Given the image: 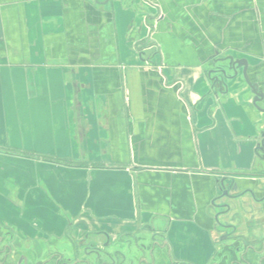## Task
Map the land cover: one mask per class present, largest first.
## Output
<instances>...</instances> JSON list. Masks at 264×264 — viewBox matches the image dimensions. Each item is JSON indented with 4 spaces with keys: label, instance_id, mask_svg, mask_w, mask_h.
Instances as JSON below:
<instances>
[{
    "label": "crops",
    "instance_id": "1",
    "mask_svg": "<svg viewBox=\"0 0 264 264\" xmlns=\"http://www.w3.org/2000/svg\"><path fill=\"white\" fill-rule=\"evenodd\" d=\"M227 57L264 93V0H0V235L30 264L96 260L68 241L110 242V262L154 233L157 258L210 264L228 205L220 223L257 243L264 114L242 71L211 91Z\"/></svg>",
    "mask_w": 264,
    "mask_h": 264
},
{
    "label": "flooded vegetation",
    "instance_id": "2",
    "mask_svg": "<svg viewBox=\"0 0 264 264\" xmlns=\"http://www.w3.org/2000/svg\"><path fill=\"white\" fill-rule=\"evenodd\" d=\"M237 229L235 228H229L227 229V231L225 232L224 235H227V239L226 240H220L219 243L224 244L222 247V252H220L219 255H217V257L215 258V262H214V258L212 259V261L210 262V264H236V262L238 261V258L236 257L237 253H243L246 252V250L251 246L250 244L252 243H247V241L245 240V237L243 234L241 233H237ZM0 241L2 240V242L0 243V253H2V255L0 256V264H18L19 261L21 260V256L24 257L25 255L23 254V252L21 251V244L19 242H17L13 236H7V235H0ZM140 235H135L133 237L130 238V240L127 241H119L117 243V247L115 248L116 250L113 251V259L110 262L108 257H110L109 255L111 254L110 249V245L112 243H108V245L104 246V245H97L95 243L91 244L89 246V248H87V252L85 253V255H88V252L91 253L92 255L95 254L97 255V258L95 261L92 262V264H136L137 261H140V258H136V260L134 259H127L126 257L120 256L123 255L122 253H120V247L123 246V243H130L132 242V248H136L139 250H149V255H150V260H151V264H158L157 259H161V262L159 264H189L187 262H180L177 261L175 263H173L172 259L170 258L169 254H165L164 256H161L160 258H157L154 255V252L156 251L153 248V243L151 242L152 238L156 239L157 236V243H159V246L162 249H159L158 251H162L164 250V245L163 242H161V240L163 241L162 233H160L158 235V233H154V234H150L149 239L147 240V243H149V246H147L146 249H143V247L141 246H145L146 244H144V239L139 237ZM224 237V236H223ZM146 240V239H145ZM6 241L11 242V244H5ZM18 244V245H17ZM20 244V246H19ZM261 244V243H260ZM83 245H85V242L83 243ZM19 246V247H17ZM126 246V245H125ZM129 246V245H127ZM89 250V251H88ZM133 250V249H132ZM15 254V258L16 260H12L11 259V255ZM27 257V256H25ZM264 256H261V258H263ZM259 258L258 263L261 261ZM28 259V263L30 264V259L27 257ZM72 260L74 259H63V258H58L57 261H55L54 264H76V263H72ZM79 260V259H76ZM80 263L77 264H87V259H81L79 260ZM239 262V261H238ZM257 263V264H258ZM22 264H24V261L22 262ZM90 264V263H88ZM150 264V263H147ZM262 264H264V260L262 261Z\"/></svg>",
    "mask_w": 264,
    "mask_h": 264
},
{
    "label": "water",
    "instance_id": "3",
    "mask_svg": "<svg viewBox=\"0 0 264 264\" xmlns=\"http://www.w3.org/2000/svg\"><path fill=\"white\" fill-rule=\"evenodd\" d=\"M242 71V76L245 79L246 83L249 85V87L252 90V93L254 95V106L264 114V93L259 90V86L257 84H254L250 81L248 76V63L246 60H237L233 57H227L215 60L212 63V66L210 69L206 71V77L210 84V89L212 92L215 93H229L230 90V84L233 83L235 80H237L240 77V72ZM217 94H215V97ZM257 153H261L264 156V128L260 135V142L257 147ZM236 189V186L233 184L227 191H224L222 198H232L237 199L238 196H232L230 194L231 189ZM239 199V198H238ZM216 208L222 210L219 215H217L216 219L218 221L219 227L222 229H229V226H225L219 221V217L226 214L228 212L229 206L228 205H216ZM222 240L227 239V235H223ZM245 237V236H244ZM245 240L247 243H251L246 237ZM2 240L0 241V243ZM151 242L153 243V248L155 250L162 249L159 246V243H157V236L156 239L152 238ZM261 243V244H260ZM132 242L130 243H123V246L120 247V253L124 254L125 249L129 250V252H132ZM126 245V246H125ZM129 245V246H127ZM251 246L246 250V252L243 253H237L236 257L238 258V261L236 264H257L259 258L261 256H264V233L262 234V238L257 243L250 244ZM143 249L147 248V245L141 246ZM2 253H0V256ZM12 260H16L15 254L13 253L11 255ZM137 261V259H134ZM261 261L258 264H262V261L264 260V257L260 259ZM24 261V264L28 263L27 257H22L18 264H22Z\"/></svg>",
    "mask_w": 264,
    "mask_h": 264
},
{
    "label": "rangeland",
    "instance_id": "4",
    "mask_svg": "<svg viewBox=\"0 0 264 264\" xmlns=\"http://www.w3.org/2000/svg\"><path fill=\"white\" fill-rule=\"evenodd\" d=\"M5 244H11V242L6 241ZM93 244L92 242H86L85 245L83 243H72L71 241H68L66 243V247L68 248V253L74 255L75 257H84L85 253L87 252V248ZM18 245V244H17ZM88 245V246H86ZM20 246V244H19ZM17 246V247H19ZM68 246V247H67Z\"/></svg>",
    "mask_w": 264,
    "mask_h": 264
}]
</instances>
